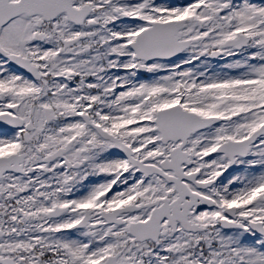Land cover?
<instances>
[{"label":"snow or ice","instance_id":"obj_1","mask_svg":"<svg viewBox=\"0 0 264 264\" xmlns=\"http://www.w3.org/2000/svg\"><path fill=\"white\" fill-rule=\"evenodd\" d=\"M0 264H264V0H0Z\"/></svg>","mask_w":264,"mask_h":264}]
</instances>
